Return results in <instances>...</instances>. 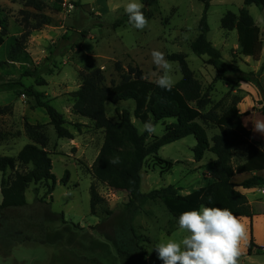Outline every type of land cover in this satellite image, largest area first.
I'll return each instance as SVG.
<instances>
[{
  "label": "rangeland",
  "instance_id": "374dc122",
  "mask_svg": "<svg viewBox=\"0 0 264 264\" xmlns=\"http://www.w3.org/2000/svg\"><path fill=\"white\" fill-rule=\"evenodd\" d=\"M41 1L44 10L37 11L28 6V0H0V17L8 28L0 46V152L16 158L25 145L34 143L27 125H46L42 131L48 138L56 184L52 193L45 183L31 184L27 206L0 211V264H162L153 249L155 245L162 239L179 241L187 233L179 228L161 200H146L129 219L128 194L92 177L90 168L103 145L104 132L74 112L73 93L81 87L80 72L89 65L102 70L108 87L119 84L122 75L136 67L155 82L160 70L153 65L151 52L159 50L167 60L171 54H185L204 92L209 93L214 105L219 103L217 111L228 109L238 95L230 91L226 82L216 81V71L208 64L207 56H198L190 48L199 34L204 5L201 0H160L157 6L148 8V27L138 30L130 24L114 27L126 14L123 5L128 0H64L63 4ZM244 1L211 2L208 39L222 52L224 61L251 72L261 69L264 52L259 61L245 58L240 55L237 32L221 27L222 17L228 12L238 14L245 7ZM247 9L264 40V8L252 5ZM25 27L30 34L22 41ZM170 62L176 84L182 74L178 63ZM263 74L264 71L262 78ZM42 80L44 85L39 86ZM28 89L43 93V100L64 115L74 140L58 137L54 127L48 125L46 111L37 105ZM117 109L133 114L135 101L107 103L106 113L113 122L119 121ZM132 121L140 132L142 123L133 115ZM173 122L175 119L159 122L157 132L151 135L163 136L165 125ZM206 129L210 140L220 133L212 124ZM196 144L195 137L188 136L161 148L159 156L175 163L172 171L164 175L149 158L141 172V192L148 194L173 185L180 194L187 195L203 187L205 179L211 177L216 156L207 152L201 162H196ZM245 159V150L238 149L233 163L237 166ZM31 169L18 163L6 178L13 179L16 172ZM67 172L69 181L65 185L62 180ZM2 178L0 173V183ZM92 187L102 199L94 214ZM248 198L260 203L253 204L256 216L252 226L251 220L241 218L247 226L248 240L242 245L239 264H264V194L260 190L249 193ZM252 239L263 250L254 248L249 256Z\"/></svg>",
  "mask_w": 264,
  "mask_h": 264
},
{
  "label": "trees",
  "instance_id": "16d2710c",
  "mask_svg": "<svg viewBox=\"0 0 264 264\" xmlns=\"http://www.w3.org/2000/svg\"><path fill=\"white\" fill-rule=\"evenodd\" d=\"M55 4H63L64 0H49ZM144 5L142 11L148 18V8L155 7L160 0H141ZM213 0H201L204 5L203 15L198 25V36L192 41L190 48L198 56H207L208 64L216 71V81L222 80L234 91L242 82L257 87L262 94L260 102L264 116V84L262 72L264 64L258 72H244L237 66L223 60L222 52L208 39L210 26L208 12ZM245 7L238 14L226 13L221 19V27L226 31H236L240 55L259 61L264 48L262 31L250 14L247 7L255 5L264 8V0H245ZM28 6L37 11L44 10L41 0H28ZM128 23L125 14L114 27H121ZM0 46L5 42L8 28L0 17ZM26 33L22 41L29 34L30 29L25 27ZM21 42L19 43V45ZM168 60L179 65L182 78L168 91L159 88L155 82L148 80L139 68H130L128 73L122 75L117 85H105L102 70L95 65H89L80 72L81 87L73 93L75 102L74 112L94 123L96 130L104 132V142L100 152L90 168L92 177L115 191L126 192L129 201L126 206L129 219H133L146 200H161L169 212L178 221L184 211L199 210L201 205L208 207H225L230 209L239 218L253 219L256 214L252 209L246 195L236 188L252 189L264 186V177L255 173L264 171V149L251 141L252 132L242 121L244 116L240 113L238 100H234L228 109L221 113L217 111L218 104L214 105L208 92H204L202 83L197 79L190 68L187 56L175 53L168 56ZM120 70V66L117 65ZM44 85V80L39 82ZM30 96L36 99L37 105L43 108L49 123L54 127L60 139L74 140V135L66 128L64 115L49 102L44 101V94L28 89ZM135 101L133 114L128 110H116L118 122H113L106 113V104H118L122 101ZM209 110L208 107H210ZM132 115L142 124L151 120L155 125L168 119L175 122L165 125L163 136L157 137L147 132L140 133ZM212 124L220 133L211 140L208 137L206 125ZM46 125H27L28 133L34 143L27 144L17 157L2 155L0 152V173L2 203L0 211L27 206V191L31 184L45 183L49 193H52L56 178L52 173V159L47 150L48 138L42 131ZM194 136L197 144L193 149L196 162H201L207 152L216 156L212 165L211 177L205 179V185L188 193L180 194V190L173 185L153 190L148 194L141 192V172L149 158L154 159L155 167L160 169L161 175L170 173L175 165L171 160L159 156V151L166 145ZM3 135L0 133V142ZM212 142V143H211ZM244 149L246 161L235 166L233 161L235 152ZM119 156V164L109 161ZM32 166L26 173L16 172L13 179L6 178L8 171H14L17 164ZM240 174H250L251 177L236 183L234 177ZM255 174V175H254ZM69 181V172L62 180L63 184ZM52 182V185H49ZM102 201L96 189L91 190V212L94 214L97 204ZM137 236H135V239ZM135 245L139 247L135 240ZM255 249L263 250L252 239L248 255H253Z\"/></svg>",
  "mask_w": 264,
  "mask_h": 264
},
{
  "label": "clouds",
  "instance_id": "9594fccd",
  "mask_svg": "<svg viewBox=\"0 0 264 264\" xmlns=\"http://www.w3.org/2000/svg\"><path fill=\"white\" fill-rule=\"evenodd\" d=\"M123 7L132 27L138 30L148 27V18L142 11L144 5L139 0H128ZM151 58L153 65L160 70L156 85L170 91L175 84L171 62L159 50H153ZM253 128L264 134V120H257ZM140 132L155 134L157 126L151 120L146 121ZM120 162L119 156L109 161L111 164ZM178 225L187 235L179 241L162 239L153 248L162 264H239L242 245L248 240L247 226L230 209L201 205L199 210L182 212Z\"/></svg>",
  "mask_w": 264,
  "mask_h": 264
},
{
  "label": "crops",
  "instance_id": "0c3cea01",
  "mask_svg": "<svg viewBox=\"0 0 264 264\" xmlns=\"http://www.w3.org/2000/svg\"><path fill=\"white\" fill-rule=\"evenodd\" d=\"M263 52H262L261 57H263ZM245 58H249V57H245ZM259 70L257 69V70H253V71L257 72ZM243 71H245V70H243ZM262 80H264V74H263ZM263 83H264V81H263ZM232 92L234 95H238L240 97V102L238 104V109H239L240 113H242V114L249 113V116H244L242 118V121H243V124L252 132L251 141L253 143L257 144L259 147L264 149V134H261V133L254 131V128H253V123H255L257 120H264V116H263L262 112L260 111L261 105L259 103L262 101L261 92L254 85H252L250 83H246V82L240 83V85ZM245 161H246V159H245ZM255 174H258V175H261L262 177H264V171L261 173H255ZM249 177H251L250 174H240L239 176L237 175L234 177V181L239 184L242 181L248 179ZM263 187H257V188H252V189H245L243 187H237L236 189L239 192H241L242 194L246 195L248 198L249 193L254 194L255 192H258L260 190H261V193L264 194ZM248 200H249L251 207H253V204L260 203L259 200H257V199H254V201H252L248 198ZM254 218L252 220L249 219V220H251V226H252V222H253Z\"/></svg>",
  "mask_w": 264,
  "mask_h": 264
}]
</instances>
